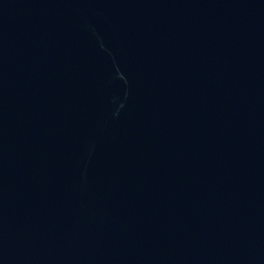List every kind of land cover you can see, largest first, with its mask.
Segmentation results:
<instances>
[{"label": "water", "instance_id": "obj_1", "mask_svg": "<svg viewBox=\"0 0 264 264\" xmlns=\"http://www.w3.org/2000/svg\"><path fill=\"white\" fill-rule=\"evenodd\" d=\"M0 264H264V0H0Z\"/></svg>", "mask_w": 264, "mask_h": 264}]
</instances>
